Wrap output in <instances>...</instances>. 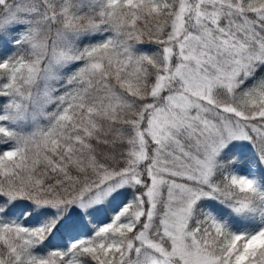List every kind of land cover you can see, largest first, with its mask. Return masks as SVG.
<instances>
[{"label":"snow or ice","instance_id":"obj_1","mask_svg":"<svg viewBox=\"0 0 264 264\" xmlns=\"http://www.w3.org/2000/svg\"><path fill=\"white\" fill-rule=\"evenodd\" d=\"M0 264H264V0H0Z\"/></svg>","mask_w":264,"mask_h":264}]
</instances>
